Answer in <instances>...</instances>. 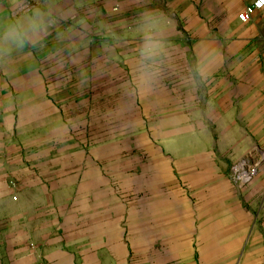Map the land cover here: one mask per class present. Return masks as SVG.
I'll return each mask as SVG.
<instances>
[{"label": "crops", "instance_id": "crops-1", "mask_svg": "<svg viewBox=\"0 0 264 264\" xmlns=\"http://www.w3.org/2000/svg\"><path fill=\"white\" fill-rule=\"evenodd\" d=\"M54 1L0 0V264H264V168L231 179L264 146V7L239 20L259 0H181L173 26L133 43L111 29L93 52ZM124 96L141 116L119 134ZM132 156L163 180L131 188L146 173Z\"/></svg>", "mask_w": 264, "mask_h": 264}, {"label": "rangeland", "instance_id": "rangeland-1", "mask_svg": "<svg viewBox=\"0 0 264 264\" xmlns=\"http://www.w3.org/2000/svg\"><path fill=\"white\" fill-rule=\"evenodd\" d=\"M180 2L181 0H57L52 5V8L55 14L58 12L60 15L57 19L55 17L52 18L61 21L58 23L59 26L57 28L64 31L67 38L68 35L70 36L68 40L73 39L81 42L83 52L87 48L86 43H88L89 49L86 51L93 52L91 48L93 43L104 40L111 29L114 31L115 40L125 38L129 43H133L137 42L138 38L142 37L143 34L148 38L153 35L154 30H163L169 28L170 25L173 26V5L176 7ZM126 49L130 52H137L135 45H130ZM146 50L149 51L150 49L146 48ZM132 58L135 57H130L129 60L133 61L134 59ZM146 61H153V58H147ZM145 74L147 76L153 75L150 70ZM161 83L158 81H146L141 84V82L132 80V78L126 79L119 76L118 80H115V88L129 89L130 91L145 89L144 91L147 94H153L163 90L158 89V87L161 88ZM164 98L168 99V96H164ZM122 99H124L123 102H121ZM126 99L125 96L117 97L118 102L111 108L110 115L112 119L120 126L123 125V128L115 130V133H129L137 129L135 125H131L134 124L132 123L133 120L141 116L136 111V107H133L137 98L131 96ZM157 99L158 97H153V95L146 96L147 101L144 104L146 105L145 116L147 120L152 121L154 119V109H157L154 106V102ZM148 131L150 132V130ZM263 156L264 146H252L251 150L245 153L242 160L247 159L251 164L258 165L260 170L264 168V160H261ZM131 163L133 167L138 165V168L141 167L146 170L143 177H130L128 184L131 188L140 186L141 183H145L147 186L154 185L156 182L163 180L161 174L152 173L162 165L159 162L157 163V160H151V158L148 160L146 158V160L143 159L138 162L132 156ZM165 179H168V176Z\"/></svg>", "mask_w": 264, "mask_h": 264}, {"label": "built area", "instance_id": "built-area-1", "mask_svg": "<svg viewBox=\"0 0 264 264\" xmlns=\"http://www.w3.org/2000/svg\"><path fill=\"white\" fill-rule=\"evenodd\" d=\"M264 3L259 0L252 7L247 8L240 16L239 20L243 23L251 21L255 10L262 9ZM24 11H29L28 6L23 8ZM259 174L258 165H251L248 161H241L232 168L231 179L239 187L243 188L251 184Z\"/></svg>", "mask_w": 264, "mask_h": 264}, {"label": "clouds", "instance_id": "clouds-1", "mask_svg": "<svg viewBox=\"0 0 264 264\" xmlns=\"http://www.w3.org/2000/svg\"><path fill=\"white\" fill-rule=\"evenodd\" d=\"M13 38L15 42L22 43L24 38V33L22 31L17 30L16 27H11L9 30L5 33V38Z\"/></svg>", "mask_w": 264, "mask_h": 264}, {"label": "snow or ice", "instance_id": "snow-or-ice-1", "mask_svg": "<svg viewBox=\"0 0 264 264\" xmlns=\"http://www.w3.org/2000/svg\"><path fill=\"white\" fill-rule=\"evenodd\" d=\"M262 3H264V0H261Z\"/></svg>", "mask_w": 264, "mask_h": 264}]
</instances>
